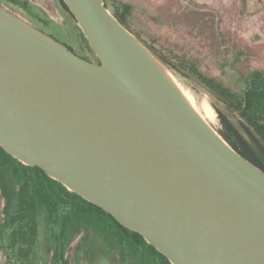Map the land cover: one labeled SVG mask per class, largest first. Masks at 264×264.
Listing matches in <instances>:
<instances>
[{"label":"water","instance_id":"obj_1","mask_svg":"<svg viewBox=\"0 0 264 264\" xmlns=\"http://www.w3.org/2000/svg\"><path fill=\"white\" fill-rule=\"evenodd\" d=\"M97 63L0 6V147L171 264H264V172L186 102L104 0H63Z\"/></svg>","mask_w":264,"mask_h":264},{"label":"rangeland","instance_id":"obj_2","mask_svg":"<svg viewBox=\"0 0 264 264\" xmlns=\"http://www.w3.org/2000/svg\"><path fill=\"white\" fill-rule=\"evenodd\" d=\"M120 3H128L133 7L131 15L127 16L132 30L142 36L183 46L189 55L202 60L201 63L213 75L223 74L235 80L244 68L264 69V0H108V11L117 10ZM0 6L70 47L86 61L98 62L76 20L63 9L58 0H18V3L0 0ZM152 56L197 104L207 103L213 108L214 120L207 124L217 134L222 126L215 107L240 127L242 121L237 114L202 84L185 73L172 70L156 56ZM236 58L241 63L238 61L237 64ZM4 206L5 201L0 195V264H56L55 252L58 246L42 210L38 211L36 217L38 238L30 253V262L22 260L17 250H8L11 228L1 226ZM89 219L91 224L80 223V233L69 229L66 234L64 257L69 264H136L129 249L122 250L118 244L113 243L111 235L105 238L101 234L104 228L107 230L106 225L102 223L103 228L93 216ZM98 231L101 233L98 234ZM141 251V264H149L151 259L147 254L150 250L145 247ZM152 264L157 262L154 260Z\"/></svg>","mask_w":264,"mask_h":264},{"label":"trees","instance_id":"obj_3","mask_svg":"<svg viewBox=\"0 0 264 264\" xmlns=\"http://www.w3.org/2000/svg\"><path fill=\"white\" fill-rule=\"evenodd\" d=\"M6 1L18 3V0ZM58 1L74 19L63 0ZM107 1L104 0L106 8ZM21 5L24 7V4ZM132 8L128 3H120V8L112 10L111 14L163 64L172 70L187 74L202 84L237 114L242 121L240 127L213 105L219 112L222 126L221 131L218 132L220 137L238 155L264 172V69L244 68L240 77L235 80L223 74L213 75L206 65L201 63L202 60L189 55L183 46L170 44L163 39L142 36L132 30L127 19V16L131 15ZM235 61L237 64L238 61L240 62L239 58ZM0 195L5 201L1 226L11 228L7 248L10 251L17 250L22 260L27 259L29 262L31 260L30 253L36 246L38 238L36 217L38 211L42 210L58 246L55 252L56 264H69L64 257L66 234L69 229L74 230V233H80V223L91 224L89 223L91 216L96 223L107 227V230L103 227V233L98 231V234H103L105 238L111 235L114 244H118L122 250L129 249L134 255L136 264H141L143 261L140 253L145 247L150 250L147 254L151 259L149 264L154 260L157 264H171L138 233L120 225L110 214L82 199L79 194L69 191L60 182L48 177L42 169L22 164L1 147Z\"/></svg>","mask_w":264,"mask_h":264},{"label":"bare ground","instance_id":"obj_4","mask_svg":"<svg viewBox=\"0 0 264 264\" xmlns=\"http://www.w3.org/2000/svg\"><path fill=\"white\" fill-rule=\"evenodd\" d=\"M169 76V74H168ZM169 80L174 84V86L180 91V93L183 95L185 98L186 102L192 107V109L197 113V115L203 119L204 122H213L214 120V114L215 111L213 108L208 105L207 103H201L197 104L191 95L186 92V90L182 89L176 82L175 80L169 76Z\"/></svg>","mask_w":264,"mask_h":264},{"label":"flooded vegetation","instance_id":"obj_5","mask_svg":"<svg viewBox=\"0 0 264 264\" xmlns=\"http://www.w3.org/2000/svg\"><path fill=\"white\" fill-rule=\"evenodd\" d=\"M68 47V46H67ZM71 49V48H70ZM97 63V62H96Z\"/></svg>","mask_w":264,"mask_h":264}]
</instances>
